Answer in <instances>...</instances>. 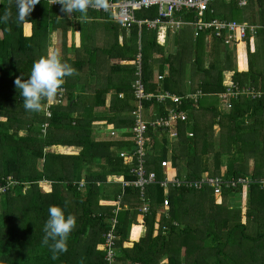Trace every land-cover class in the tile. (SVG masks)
<instances>
[{
    "label": "trees",
    "instance_id": "trees-1",
    "mask_svg": "<svg viewBox=\"0 0 264 264\" xmlns=\"http://www.w3.org/2000/svg\"><path fill=\"white\" fill-rule=\"evenodd\" d=\"M239 1L215 0L204 19L257 25L254 40L247 35L227 46L214 35L207 40V33L195 38L188 24L167 31L161 46L156 30L134 25L127 31L107 15L0 0V186L7 178L15 183L0 193V264H106L102 234L118 196L127 208L117 213L113 264H264V191L257 185L247 191L243 215L241 205L227 201L235 192L217 199L209 189L179 188L168 192L162 217L158 185L145 187L144 215L137 189L108 182L111 176L133 180L136 161L118 154L132 147L122 138L134 124L135 80L152 95L202 94L178 107L186 120L176 125L174 142L165 131L147 130L146 171L161 179L166 160L172 173L180 176L184 168L188 179L205 172L264 179V95H239L225 112L218 106L227 73L238 89H264V0ZM135 17L154 19L157 9ZM51 32L57 43L49 70ZM46 87L63 90L59 102L47 105ZM141 106H152L157 116L175 107L170 100ZM52 147L79 151L58 154Z\"/></svg>",
    "mask_w": 264,
    "mask_h": 264
},
{
    "label": "built area",
    "instance_id": "built-area-1",
    "mask_svg": "<svg viewBox=\"0 0 264 264\" xmlns=\"http://www.w3.org/2000/svg\"><path fill=\"white\" fill-rule=\"evenodd\" d=\"M44 1L50 7L56 9L69 8L76 10L84 14L89 12H95L101 15H107L109 20L118 23L123 29L130 30L134 25L138 28L145 26L148 29H156L158 25H168L169 29L174 32L178 30L182 25L186 24L181 20H175L174 15L180 13L183 10L191 11L194 14L195 21L188 23L193 26L194 37L196 38L200 33H207L209 36L214 35L217 38H223V42L227 46L236 45L238 42L245 40L247 35L251 38L255 37L259 27L257 25H248L247 23L237 22H223L219 20H205L204 15L208 6L215 0H123L119 2H113L112 0H33ZM245 0L239 1V6H244ZM151 8L157 9V17L154 19L139 20L135 17V14L149 10ZM49 70L52 69V63L49 61ZM47 82L53 77L52 71L46 73ZM163 76H158L157 80L160 81ZM223 84L225 91L218 95L219 101L224 105L225 110H229L231 107V100L235 99L239 95H246L252 99H258L264 95V89L262 91L249 89L243 87L238 89L230 79V76L226 79L224 76ZM39 87L34 86L33 89L37 90ZM132 89L137 108L133 112L134 124L129 130L128 137L122 138L125 141H130L132 147L127 151H121L118 156L121 159H134L136 165L129 169V174L133 177L132 181L121 180L122 187H133L139 191L140 205L137 207V211L141 214L149 213V204L145 196V187L150 185H158L164 191V198L159 205V212L157 214L162 217L167 216L169 207L168 192L171 189H187L200 191L203 189H209L215 198H220L224 191L235 192L234 195H238L241 198L243 208L246 206L247 191L250 186L257 185L260 191H264V179L252 178L249 174L247 177H226L224 174L216 176H210L208 173H202L196 179H188L185 176L177 177L174 174H170L169 164L167 161H161L160 167L163 169V175L161 179L157 178L155 172H147L144 168L146 151L144 149V136L148 129L154 131H165L168 133V140L174 142L176 139V125L179 121L184 122L186 115L180 111L178 107L183 100L191 98L197 100L202 97L200 91L195 94H188L184 97L176 96L165 91H159L157 94L152 95L144 92V87L140 80H135L132 83ZM47 105L50 106L54 102H59L61 92L59 90L56 94V90L46 87ZM121 97V96H120ZM166 100H170L175 107L173 109H167V114L157 116L153 110V107H149L147 110L143 109L141 104L143 102L154 101L158 104L164 103ZM46 116L50 117V113L46 112ZM46 125H44L45 127ZM111 135H115L112 132ZM189 137H192L191 133H188ZM117 177H109L108 182H117ZM15 183L7 178L5 186H0V193L6 191ZM78 189H82L85 186L84 181L78 183ZM119 196L117 197L116 208L112 210L113 216L108 219V229L102 234L105 248V263L113 264L117 251H116V227L118 224L117 213L126 209L127 206L121 205L119 202ZM241 207V206H240ZM241 207V209H243ZM156 225V230H158ZM163 232L165 227H163Z\"/></svg>",
    "mask_w": 264,
    "mask_h": 264
},
{
    "label": "crops",
    "instance_id": "crops-1",
    "mask_svg": "<svg viewBox=\"0 0 264 264\" xmlns=\"http://www.w3.org/2000/svg\"><path fill=\"white\" fill-rule=\"evenodd\" d=\"M120 1V0H119ZM176 14H178V15H176ZM175 15H174V19L175 20H181L182 22H184V23H186V24H184V25H182L180 28H182V27H184V26H190V25H188V23H190V22H192V21H188V19H189V17H192L193 16V18H195L194 17V14H193V12H190V11H186V10H183L182 11V13H176ZM191 27V26H190ZM179 28V29H180ZM148 29V28H147ZM154 30H156V32H157V38H156V40H157V43L159 44V45H161V46H164L165 44H166V40H167V31H169L170 29H169V26L168 25H158L157 26V28L156 29H154ZM174 31H177V30H174ZM51 33H53V37H54V39H53V42H52V45H51V43H50V41H49V48L51 47V46H54V48H55V46H56V43H57V36H56V33H54V32H51ZM207 37H210L209 36V34L207 35ZM176 49H175V47L174 46H172V51L174 52ZM49 61H51V63H52V59H50ZM227 75H228V73H227ZM227 75H225V77L227 76ZM119 96H121L122 97V95H119ZM107 104H108V100H107V102H106ZM22 134V133H21ZM128 137V136H127ZM51 151H54V152H56V153H58V154H77L78 153V151H79V149H77V148H75V147H52L51 149H50ZM164 161H166V160H164ZM168 162V161H167ZM168 164H169V162H168ZM161 169V168H160ZM161 171H162V175H163V169H161ZM147 172H150V171H147ZM154 172V171H153ZM170 174H174V173H172V171L170 170V164H169V171H168ZM222 172H224V170L222 171ZM205 173H207V172H205ZM222 174H224V173H222ZM175 175V174H174ZM177 176V175H176ZM182 176H185V174H180V176H177V177H182ZM186 177V176H185ZM187 178V177H186ZM117 179H118V181L116 182L117 184H121L120 183V181L121 180H123V177L122 176H119V177H117ZM109 183H112V182H109ZM163 191V190H162ZM170 191V190H169ZM165 196H164V191H163V198H164ZM105 200H109V197L107 198V199H105ZM155 228H156V225H155ZM156 232H157V230H156ZM144 233V228H142V227H140V230H138V234H137V236L139 237V236H142V234ZM164 262V260L162 261V263Z\"/></svg>",
    "mask_w": 264,
    "mask_h": 264
},
{
    "label": "rangeland",
    "instance_id": "rangeland-1",
    "mask_svg": "<svg viewBox=\"0 0 264 264\" xmlns=\"http://www.w3.org/2000/svg\"><path fill=\"white\" fill-rule=\"evenodd\" d=\"M210 38H211V37H208L207 40H209ZM252 39L254 40V38H252ZM233 46H234V45H233ZM251 50H252V51L255 50V44H251ZM54 51H55L54 46H51V47L48 49V57H49V60H50V59H53V56H54V54H55ZM225 75H227V74H225ZM229 76H230V75L228 74L225 78L227 79ZM218 106H219L220 111H222V112H225V111H226L225 108H224V105H223V103H222L221 101H219ZM216 130H217V129H216ZM104 133H106V132H102L101 135H103ZM180 174H185V169H184V168L181 169ZM42 184H45V183H42ZM217 199H220V198L218 197ZM227 201L229 202V204H230L231 206H235L236 204H239V206L241 205V207L243 208L242 204H243L244 202L241 201V198H239L238 195L233 196L232 198L228 199ZM241 211H242V215H243V213H244V211H245V208L241 209ZM244 221H245V220L242 219V222H244Z\"/></svg>",
    "mask_w": 264,
    "mask_h": 264
}]
</instances>
